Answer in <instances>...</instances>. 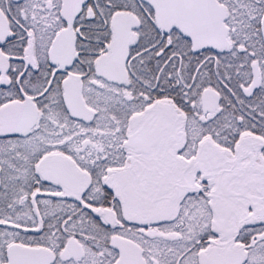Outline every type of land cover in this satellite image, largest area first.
Instances as JSON below:
<instances>
[{
    "label": "snow or ice",
    "instance_id": "snow-or-ice-1",
    "mask_svg": "<svg viewBox=\"0 0 264 264\" xmlns=\"http://www.w3.org/2000/svg\"><path fill=\"white\" fill-rule=\"evenodd\" d=\"M0 264H264V0H0Z\"/></svg>",
    "mask_w": 264,
    "mask_h": 264
}]
</instances>
